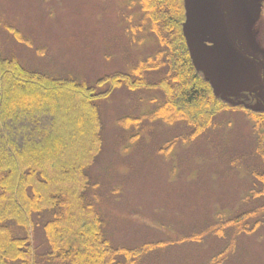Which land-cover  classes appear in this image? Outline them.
I'll use <instances>...</instances> for the list:
<instances>
[{
  "label": "rangeland",
  "instance_id": "1",
  "mask_svg": "<svg viewBox=\"0 0 264 264\" xmlns=\"http://www.w3.org/2000/svg\"><path fill=\"white\" fill-rule=\"evenodd\" d=\"M218 1L197 9L194 31L224 27ZM159 48L138 0H0V54L53 77L96 85L121 71L156 82L167 66L137 69ZM220 81L226 90L244 89L261 75L243 59ZM164 101L160 88L127 85L97 100L103 143L88 167L86 195L106 236L114 247L146 246L130 264H264L263 141L255 115L225 108L216 126L190 137L185 123L158 114ZM245 212L243 231L223 225ZM42 228L33 231L38 264H50Z\"/></svg>",
  "mask_w": 264,
  "mask_h": 264
},
{
  "label": "trees",
  "instance_id": "2",
  "mask_svg": "<svg viewBox=\"0 0 264 264\" xmlns=\"http://www.w3.org/2000/svg\"><path fill=\"white\" fill-rule=\"evenodd\" d=\"M138 1L160 48L137 71L167 66V74L156 82L118 71L87 85L31 70L0 54V264H38L33 241L38 227L49 242L42 255L50 264H130L144 251L146 246L114 247L100 211L87 200L88 167L103 143L98 99L121 85L160 88L165 101L158 114L185 123L190 137L208 131L229 108L192 61L183 33L185 1ZM33 82L40 88L26 86ZM257 121L264 125L263 118ZM263 136L257 148L264 160ZM78 149L83 152L79 157ZM260 178L264 183V174ZM250 213L223 225L243 231L239 223ZM121 254L124 261L118 260Z\"/></svg>",
  "mask_w": 264,
  "mask_h": 264
},
{
  "label": "flooded vegetation",
  "instance_id": "3",
  "mask_svg": "<svg viewBox=\"0 0 264 264\" xmlns=\"http://www.w3.org/2000/svg\"><path fill=\"white\" fill-rule=\"evenodd\" d=\"M200 1V0H199ZM203 3H201V5L205 8L207 7V2L208 0H202ZM233 2H235V13L233 16V22L235 24H237L238 22L241 21V19H243V22H249L250 23V29L248 27V24H246V31L248 33V39H244L241 37V35L239 34V38L237 40H234V38L230 35L228 29H227V25H226V20H225V12L224 9L222 11V16H223V21L225 22V29H226V38L222 41L220 40H216L215 37H211V38H204L202 34H200L199 32H195V33H199V34H194L193 38H194V43L195 45L203 50H207L209 51V48L212 46H217L218 45V52L216 54V56L220 57L223 59L222 64H225L229 58H233L236 55V60L238 62L239 59V55H244L248 60L251 61H256V63L259 65L260 69H261V79H263V69H262V64L260 62V59L255 60L253 58V56H249L245 50H244V46H246L247 48H249L252 52L255 53V32L258 33V31H260L261 28H264V18H263V22H260V18L256 20L255 22V13L254 16L251 15L250 13L246 12L244 10V8L242 7L241 3L239 2V0H233ZM249 4L252 6L253 9H259V5H260V0H248ZM197 6V4H196ZM240 11L242 13L241 18L238 16L237 12ZM247 14H246V13ZM214 22V20H213ZM215 24V22H214ZM216 26V24H215ZM256 26V28H255ZM220 41V42H219ZM210 52V51H209ZM208 64L210 65L211 68H215V66L217 65V62L214 61V59H208ZM223 73L228 74V70L224 71L222 70ZM233 92H247L245 95V97L243 98H237V99H231L232 102L234 103H240L241 105H239L238 107L243 110L246 111L248 113H253L255 114V117L264 115V113H260L259 111H256L257 109L255 108V112L252 111L251 107L253 105L257 106L259 105L260 107L264 108V85H258V83L253 84L250 88L247 89H235L233 90ZM236 107V108H238Z\"/></svg>",
  "mask_w": 264,
  "mask_h": 264
},
{
  "label": "water",
  "instance_id": "4",
  "mask_svg": "<svg viewBox=\"0 0 264 264\" xmlns=\"http://www.w3.org/2000/svg\"><path fill=\"white\" fill-rule=\"evenodd\" d=\"M243 1L245 0H240V2L243 3V6L248 10V7L244 4ZM225 2H226V12H227V24H228L230 32L233 34V37L236 38V32L234 30V27L231 21V0H225ZM186 4H187L186 5L187 20L184 25V33L187 39V43L189 46V51H190V55L193 60V63L198 69L204 72L206 79L211 82L214 88V91L216 92L217 95H223L224 97H229L231 93H229L230 91L225 90L221 86L218 72L220 70H227L231 68L236 62V55L233 58H229L225 64H222V61H223L222 58L213 55L209 51L200 49L195 45L193 37H191L190 35V29L193 27V24L195 21L194 7L192 5L191 0H186ZM255 14H256V10H255ZM244 48L245 50L248 51L249 54L250 53L252 54V52L249 51L246 48V46H244ZM211 58L217 62L218 66H215V68H211L210 65L208 64L207 60ZM263 71H264V63H263ZM234 95H239V93L234 94Z\"/></svg>",
  "mask_w": 264,
  "mask_h": 264
}]
</instances>
